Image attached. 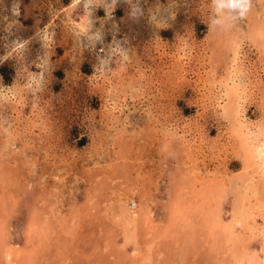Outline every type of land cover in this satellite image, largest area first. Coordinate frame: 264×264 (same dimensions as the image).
Listing matches in <instances>:
<instances>
[{
	"label": "rangeland",
	"instance_id": "1",
	"mask_svg": "<svg viewBox=\"0 0 264 264\" xmlns=\"http://www.w3.org/2000/svg\"><path fill=\"white\" fill-rule=\"evenodd\" d=\"M263 1L220 29L208 27L209 0H0V264H233L224 232L238 193L218 205L224 231L202 228L193 198L242 168L233 80L239 117L264 126V48L248 36ZM177 204L185 221L162 236ZM123 205L137 210L136 241ZM254 228L239 237L260 250Z\"/></svg>",
	"mask_w": 264,
	"mask_h": 264
},
{
	"label": "bare ground",
	"instance_id": "2",
	"mask_svg": "<svg viewBox=\"0 0 264 264\" xmlns=\"http://www.w3.org/2000/svg\"><path fill=\"white\" fill-rule=\"evenodd\" d=\"M262 1V0H261ZM264 2V1H263ZM262 4V2H261ZM258 5V4H257ZM256 8V7H255ZM258 9V8H257ZM257 12V11H256ZM255 12V13H256ZM262 13V12H261ZM264 13V12H263ZM260 15V13H259ZM251 16H252V13H251ZM254 16V15H253ZM252 16V17H253ZM257 17V15H256ZM251 19V17H250ZM261 20V17L258 18ZM255 20V19H254ZM250 21V20H249ZM257 21V20H255ZM255 23V22H254ZM255 25V24H254ZM252 26L250 29H249V33L250 35L248 36H251V38L253 40H255V42L257 41L258 43H260L262 45V47L264 48V22H259V24L256 23V26ZM237 27V26H236ZM226 30V29H225ZM229 30V29H227ZM242 30V29H241ZM240 30V31H241ZM246 30V29H245ZM244 30V31H245ZM232 31V30H230ZM229 31V32H230ZM217 33V32H215ZM235 35H236V31H234ZM240 33V32H239ZM247 33V32H246ZM226 34V33H225ZM219 35V34H218ZM228 35V34H227ZM233 35V36H235ZM217 36V35H216ZM225 36V35H224ZM242 36V35H241ZM220 37V36H219ZM227 37V36H225ZM236 37V36H235ZM244 37V36H243ZM247 37V36H246ZM213 38V36H212ZM234 38V37H233ZM241 38V37H240ZM239 38V39H240ZM248 38V37H247ZM250 38V37H249ZM215 39V37H214ZM221 39V38H219ZM223 39V38H222ZM228 39V38H227ZM243 39V38H242ZM214 41V40H213ZM219 42H221L219 40ZM223 42V41H222ZM225 42V41H224ZM233 42V41H232ZM236 42V41H235ZM237 42H239L237 40ZM216 43V42H215ZM228 44L230 42H227ZM225 44V45H228V44ZM235 44V43H233ZM231 46V44H230ZM242 46V45H241ZM227 47V46H226ZM234 48H236V46L233 45ZM238 48V47H237ZM232 49V48H231ZM235 50V49H234ZM237 50V49H236ZM240 50V49H239ZM263 50V49H262ZM231 52H233L231 50ZM235 52V51H234ZM239 52V51H238ZM237 54V52H235ZM233 54V53H232ZM239 55V54H237ZM235 56V55H234ZM230 58V57H229ZM233 59V57H231ZM235 60V59H234ZM233 62V61H232ZM230 66V65H229ZM233 68V67H232ZM231 68V69H232ZM236 68V67H235ZM237 69V68H236ZM235 69V70H236ZM226 70V69H225ZM228 71V69L226 70ZM230 72V71H229ZM240 72V71H239ZM228 73V72H227ZM236 73V72H235ZM238 74V73H237ZM226 77V76H225ZM228 77V76H227ZM227 77L225 80H227ZM230 77H232L230 75ZM239 77V76H238ZM242 78V77H241ZM224 79V77L222 78ZM229 79V77H228ZM236 79V78H235ZM238 79V78H237ZM239 82V81H238ZM226 85V84H225ZM224 85V86H225ZM236 82L233 80V84L230 85L229 89L227 90V92H225L227 94V102L225 103L226 106H227V114H230V116L232 117V120L234 122H231L232 124V127H231V130L234 132V137H235V141L236 143L238 144L237 146H239V150H241V153H242V168L239 172L238 175H236V178L235 176H230L228 175L227 173L224 174L222 180H220L219 183L217 182H213L211 178H208L210 179V181H208L207 185L204 184V187L201 188L199 191L196 192V196H198V199L197 198H193L194 201H196V206L193 205V208L196 209V208H200L199 210H201V213L203 214V218H201L203 220V222L201 221V226L202 228H204L206 231H210V228H211V232L213 231H217L218 229L220 230H223V228L225 227V224L227 223H223L222 219H221V212L220 210L218 209V205L219 203L223 200V198L225 197L226 195V192L228 191L229 193L230 192H237L238 195L234 194V201L233 199H230L233 201L232 203V206H233V218L228 222V224L226 225V229H225V235H227L226 237H228L229 235V241H231V245L232 247L235 249L233 251V257H234V261H233V264H264V126H261L260 123L253 126L252 128V124L250 125V123L247 121L246 118L242 119L240 118L239 114H240V109L241 106H240V103L238 101V91H237V88H236ZM226 90V89H225ZM240 91V90H239ZM259 95V94H258ZM259 99V98H258ZM225 102V101H224ZM223 104V105H225ZM221 105V106H223ZM225 106V107H226ZM223 108V107H222ZM244 111V110H243ZM242 111V112H243ZM226 114V115H227ZM242 115V114H241ZM228 116V115H227ZM232 132V133H233ZM125 133V132H124ZM181 144V143H180ZM189 148V147H188ZM124 151L123 149H120V151ZM115 153V152H114ZM120 153V152H119ZM140 154V153H139ZM193 158V157H192ZM132 159V158H131ZM3 160V159H2ZM192 161V160H191ZM123 164V163H122ZM120 165V164H119ZM135 167V166H134ZM139 171V170H138ZM184 172V171H183ZM194 172H196L197 174L200 175V170H194ZM202 174V173H201ZM216 174V173H215ZM190 175V174H189ZM206 175V174H205ZM184 176V175H183ZM191 176H193L191 174ZM197 176V175H196ZM212 176V175H211ZM185 177V176H184ZM206 177V176H205ZM219 177V176H218ZM196 178V177H195ZM194 178V179H195ZM202 178V177H201ZM183 179V178H181ZM193 179V178H192ZM204 179V177H203ZM207 179V178H206ZM214 179V178H213ZM217 179V180H218ZM196 180V179H195ZM200 180V179H199ZM189 182V181H188ZM191 183V182H190ZM134 184V183H133ZM132 184V185H133ZM177 184V183H176ZM186 184V183H185ZM178 185V184H177ZM176 185V187H177ZM181 185V184H179ZM182 185H184L182 183ZM189 185V184H188ZM187 185V186H188ZM175 186V185H174ZM191 186V185H190ZM175 187V188H176ZM179 187V186H178ZM182 187V186H181ZM179 187V188H181ZM185 188V187H183ZM182 188V189H183ZM134 190V188H133ZM179 190V189H178ZM181 190V189H180ZM187 190V189H186ZM176 191H177V188H176ZM188 191V190H187ZM192 191V190H190ZM130 192V191H129ZM173 192V191H172ZM171 192V194H172ZM194 192V191H193ZM177 193V192H176ZM231 193V195L233 194ZM174 194V193H173ZM172 194V195H173ZM216 197H218L216 199ZM132 198V197H131ZM130 198V199H131ZM233 198V197H232ZM180 199V198H179ZM171 200V199H170ZM169 200V201H170ZM215 200L216 203L213 204V201ZM172 201V200H171ZM175 201V200H174ZM187 202V201H186ZM172 203V202H171ZM175 203V202H174ZM188 203V202H187ZM87 204V203H86ZM90 204V203H89ZM169 204V203H168ZM185 204V202H184ZM194 204V203H193ZM188 205V204H186ZM146 206V205H145ZM91 207V206H90ZM177 207H179V204H177V206H172L170 207L171 209V214L172 216H177L179 215L178 217V220L177 219H174L171 217H169V219L167 218L164 223V225H162L161 228L160 227V234L163 236H167V237H170V235H172L174 233V231L178 230L177 229V226H178V223H179V220L181 219L182 221H185V218H186V212H185V209H182V213L180 212L179 209H177ZM188 208L192 207V203H190L188 206ZM44 208V207H43ZM121 210H120V213H119V219L122 217L125 219L126 221V232H127V236L126 238L128 239L129 238V241L132 239L134 241H136V220H137V216L135 217V215H137L138 213L137 210H129L128 208L129 207H125L124 205L120 207ZM185 208V207H183ZM193 208L192 210L188 211L189 214H192L194 213L193 211ZM102 209V208H101ZM231 210V209H230ZM191 212V213H190ZM193 212V213H192ZM231 213V214H232ZM168 214V213H167ZM200 214V213H199ZM257 214H261L262 216V227H259V224H257V226L259 228H257V226L255 227V217ZM191 215V217H192ZM169 216V215H168ZM232 216V215H231ZM258 216V215H257ZM41 217V216H39ZM191 217H188L191 221L192 218ZM260 217V216H259ZM194 218V217H193ZM3 219V218H2ZM40 219V218H39ZM187 220V219H186ZM1 221V220H0ZM95 221V220H94ZM200 221V220H199ZM38 222V221H37ZM45 222V221H43ZM158 222V221H157ZM253 222V223H252ZM35 223V222H34ZM223 223V224H222ZM257 223V222H256ZM5 224V223H3ZM44 224V223H43ZM146 224V223H145ZM155 224V223H154ZM163 224V223H162ZM254 224V225H253ZM153 225V224H152ZM151 225V227H152ZM180 225L181 222H180ZM2 227V225H0ZM4 226V225H3ZM0 227V228H1ZM40 227V230H42L41 226ZM38 227V228H39ZM45 227H48L47 225H43V229ZM158 227V226H157ZM156 227V228H157ZM194 227V226H193ZM191 227V229L193 228ZM200 227V226H199ZM257 228V229H262V232H260L262 234V240L260 241V245L262 246L260 250L258 249H251V240L252 238L249 236V235H252L254 231L256 230H253V228ZM195 228V227H194ZM239 229V230H236ZM254 228V229H255ZM47 229V228H45ZM44 229V232H46V230ZM201 230V228H198ZM209 229V230H208ZM214 229V230H213ZM242 231H246L249 229V232L250 233L249 235L248 234H244L242 232V235L239 237V234L241 230ZM260 229V230H261ZM3 230V229H2ZM5 230V229H4ZM152 230H155V229H152ZM152 230L150 232H152ZM205 230H202V231H198V233L196 234H200L204 231L205 233ZM259 230V231H260ZM1 231V229H0ZM39 231V230H38ZM52 231V230H51ZM224 231V230H223ZM234 231V234L232 233ZM238 231V232H237ZM2 232V231H1ZM43 232V231H42ZM189 232V231H187ZM192 232V231H191ZM200 232V233H199ZM207 232V233H208ZM210 232V233H211ZM257 232V231H256ZM255 232V233H256ZM48 233V232H46ZM45 233V234H46ZM258 233V232H257ZM3 234V233H2ZM6 234V233H5ZM52 234V232H51ZM135 234V235H134ZM155 234V233H154ZM158 234V233H157ZM181 234V233H180ZM192 234V233H190ZM195 234V235H196ZM212 234H215V233H212ZM211 234V236H212ZM223 234V233H222ZM221 234V235H222ZM47 235V234H46ZM177 235V233H176ZM182 235V234H181ZM203 237L204 234H202ZM217 235V233L215 234ZM219 235V237L221 236ZM223 234V236H225ZM45 236V235H44ZM208 236V235H207ZM249 236V238H248ZM257 236V235H256ZM260 236V234H259ZM7 237V235L5 236ZM109 237V236H108ZM156 235H154V238L155 239ZM158 237V236H157ZM181 237V236H180ZM187 238V236H185ZM196 237V236H195ZM195 237H191L192 239H194L195 241ZM202 237V236H201ZM200 237V238H201ZM213 237V236H212ZM216 237V236H215ZM215 237L212 238L214 241H215ZM218 237V236H217ZM216 237V242L218 241L219 243V239ZM222 237V236H221ZM237 237L240 238V242L242 240V248L241 249H238V246L234 245L236 242H238L236 239ZM3 238V237H1ZM110 238V237H109ZM162 238V237H161ZM161 238H158L157 240L161 239ZM184 238V237H183ZM199 238V240H201ZM245 238V239H243ZM7 239V238H6ZM5 239V241H6ZM139 239V238H138ZM151 239V238H150ZM152 239V240H153ZM164 239V238H162ZM185 239V238H184ZM198 239V238H197ZM204 238H202L203 240ZM208 239V238H207ZM204 240V241H207ZM218 239V240H217ZM1 240V239H0ZM156 240V241H157ZM182 240V239H181ZM201 240V241H202ZM211 240V239H209ZM213 240H211L213 243L216 244V242H214ZM245 240V241H244ZM255 240V238H254ZM2 241V240H1ZM138 241V240H137ZM155 241V242H156ZM188 241V239H187ZM190 241V239H189ZM193 241V240H192ZM198 241V240H197ZM244 241V242H243ZM125 242V240H124ZM152 242V241H150ZM159 242V241H157ZM183 242V241H182ZM196 242V241H195ZM194 242V243H195ZM199 242V241H198ZM208 242V241H207ZM7 243V242H6ZM5 243V244H6ZM203 243V242H202ZM206 243V242H205ZM217 243V244H218ZM225 243L226 240H225ZM41 244V243H40ZM128 244V242H127ZM162 244H164L162 242ZM161 244V245H162ZM190 244L192 245V243L190 242ZM188 243H186L185 245H190ZM199 243H197V246H198ZM201 244V243H200ZM199 244V245H200ZM204 244V243H203ZM221 243H219L218 245H216L215 247H219ZM230 244V243H229ZM229 244L227 245V247H229ZM239 244V243H238ZM4 245V244H3ZM126 245V244H125ZM135 245V244H134ZM184 245V244H183ZM204 245H209L208 243L207 244H204ZM204 245H202L203 247H205ZM2 246V245H1ZM10 246V245H9ZM8 245H6L4 248V252H3V256L5 258V260H8L7 258H9L11 260V262L13 261V258L12 256L13 255V251L11 252V250L13 249H10ZM182 246V245H181ZM201 246V245H200ZM213 246V245H212ZM224 246V245H223ZM99 247V246H98ZM136 247L137 246V243H136ZM135 247V248H136ZM29 248V247H28ZM197 248V247H196ZM207 248H210V247H207ZM259 248V247H258ZM2 249V248H1ZM46 249V248H45ZM206 249V248H205ZM204 249V250H205ZM223 249V248H222ZM251 249V250H250ZM18 250V249H17ZM78 250V249H77ZM105 250V249H104ZM203 250V251H204ZM207 250V249H206ZM217 250V249H216ZM225 251V249H223ZM185 251V250H184ZM196 251V250H195ZM213 251V250H212ZM215 251V250H214ZM22 252V251H21ZM140 251H138L139 253ZM210 252V251H209ZM1 253V252H0ZM18 253V252H17ZM151 253V251H150ZM221 253V252H220ZM218 253V259H220V256L221 254ZM260 253V256H258ZM33 254V253H32ZM137 254V253H136ZM182 254V253H181ZM215 254V253H214ZM224 254V252H223ZM222 254V255H223ZM225 254H226V251H225ZM228 254V253H227ZM20 255V253H19ZM81 255V254H80ZM131 255V254H130ZM213 255V254H212ZM220 255V256H219ZM150 256V254L148 255ZM18 257V256H17ZM215 257V256H213ZM212 257V258H213ZM232 257V256H231ZM3 258V259H4ZM31 258V257H29ZM216 258V259H217ZM21 259V257H20ZM214 259V258H213ZM232 259V258H231ZM227 262L228 261V258H226ZM225 260V261H226ZM23 261V260H22ZM21 261V263H22ZM223 261V262H225ZM3 262V261H2ZM14 262V261H13ZM220 262V260L218 261V263ZM226 262V263H227ZM193 263V262H192ZM217 263V264H218ZM232 263V262H231ZM12 264V263H11ZM222 264V263H221ZM225 264V263H224Z\"/></svg>",
	"mask_w": 264,
	"mask_h": 264
},
{
	"label": "clouds",
	"instance_id": "3",
	"mask_svg": "<svg viewBox=\"0 0 264 264\" xmlns=\"http://www.w3.org/2000/svg\"><path fill=\"white\" fill-rule=\"evenodd\" d=\"M252 0H209L208 27H230L235 21L247 16Z\"/></svg>",
	"mask_w": 264,
	"mask_h": 264
}]
</instances>
